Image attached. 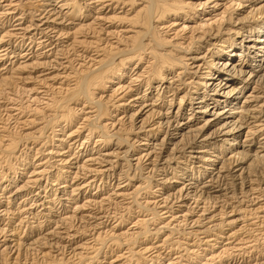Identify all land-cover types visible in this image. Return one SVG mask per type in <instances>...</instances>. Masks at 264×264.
I'll return each instance as SVG.
<instances>
[{
  "label": "bare ground",
  "instance_id": "6f19581e",
  "mask_svg": "<svg viewBox=\"0 0 264 264\" xmlns=\"http://www.w3.org/2000/svg\"><path fill=\"white\" fill-rule=\"evenodd\" d=\"M0 264H264V0H0Z\"/></svg>",
  "mask_w": 264,
  "mask_h": 264
}]
</instances>
